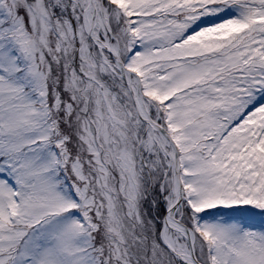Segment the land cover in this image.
<instances>
[{
	"label": "snow or ice",
	"instance_id": "snow-or-ice-1",
	"mask_svg": "<svg viewBox=\"0 0 264 264\" xmlns=\"http://www.w3.org/2000/svg\"><path fill=\"white\" fill-rule=\"evenodd\" d=\"M0 264H264V0H0Z\"/></svg>",
	"mask_w": 264,
	"mask_h": 264
}]
</instances>
